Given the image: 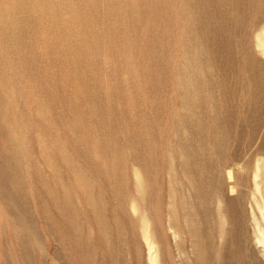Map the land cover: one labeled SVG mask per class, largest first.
I'll use <instances>...</instances> for the list:
<instances>
[{
    "label": "rangeland",
    "instance_id": "1",
    "mask_svg": "<svg viewBox=\"0 0 264 264\" xmlns=\"http://www.w3.org/2000/svg\"><path fill=\"white\" fill-rule=\"evenodd\" d=\"M0 19V264H264V0Z\"/></svg>",
    "mask_w": 264,
    "mask_h": 264
},
{
    "label": "bare ground",
    "instance_id": "2",
    "mask_svg": "<svg viewBox=\"0 0 264 264\" xmlns=\"http://www.w3.org/2000/svg\"><path fill=\"white\" fill-rule=\"evenodd\" d=\"M255 6V8L257 9V3H253ZM261 5L262 4H260V8L258 7V10H260V9H262L261 8ZM263 7V6H262ZM257 11V10H256ZM1 15H2V13H1ZM1 20V19H0ZM3 23V22H2ZM0 23V49H1V39H2V36H3V31L5 30V23ZM8 26V25H7ZM6 26V27H7ZM9 27V26H8ZM7 27V28H8ZM6 31V30H5ZM5 34V33H4ZM13 34V33H12ZM6 35H7V31H6ZM9 35H11L10 33H9ZM14 35V34H13ZM9 37V36H8ZM11 37V36H10ZM13 37V36H12ZM16 37V36H15ZM5 38L3 37V40H4ZM16 40V39H15ZM5 42V41H4ZM3 45V44H2ZM264 43H261V45H260V49H261V51H262V53L264 54ZM2 52V51H1ZM0 70H2L1 68H0ZM0 77H1V75H0ZM12 102H13V97H12V95H10V93H9V91H8V88L6 87V81H4V79L2 80L1 78H0V103H1V113H2V115H3V118H4V122H6V120H7V118L8 117H11L12 115H10L9 114V110H7V106L10 104V106H11V104H12ZM9 108V107H8ZM6 128V127H5ZM223 226V225H222Z\"/></svg>",
    "mask_w": 264,
    "mask_h": 264
}]
</instances>
